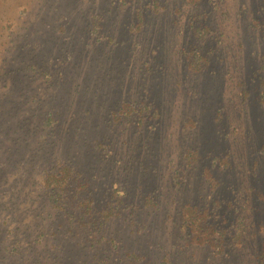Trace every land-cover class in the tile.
Instances as JSON below:
<instances>
[{"label": "rangeland", "instance_id": "1", "mask_svg": "<svg viewBox=\"0 0 264 264\" xmlns=\"http://www.w3.org/2000/svg\"><path fill=\"white\" fill-rule=\"evenodd\" d=\"M262 252L264 0H0V264Z\"/></svg>", "mask_w": 264, "mask_h": 264}, {"label": "trees", "instance_id": "2", "mask_svg": "<svg viewBox=\"0 0 264 264\" xmlns=\"http://www.w3.org/2000/svg\"><path fill=\"white\" fill-rule=\"evenodd\" d=\"M193 62H194V65H195V63H196V65H200L201 64V62L200 61H197L196 59H194L193 60ZM128 104V103H127ZM128 105H130V104H128ZM49 118L50 119H54V117L53 116H49ZM190 210V207H188V211H187V213H186V215L189 217V219H193V215H194V213H192L191 211H189ZM192 222V221H191ZM262 258H264V252H262ZM262 264H264V262L262 261Z\"/></svg>", "mask_w": 264, "mask_h": 264}]
</instances>
